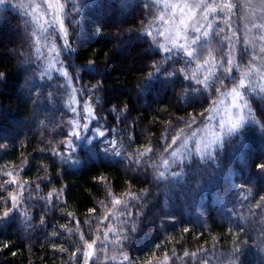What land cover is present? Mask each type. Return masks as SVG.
<instances>
[{
	"label": "trees",
	"instance_id": "16d2710c",
	"mask_svg": "<svg viewBox=\"0 0 264 264\" xmlns=\"http://www.w3.org/2000/svg\"><path fill=\"white\" fill-rule=\"evenodd\" d=\"M77 3L62 0L70 47L53 27L46 40L64 74L46 72L30 15L0 8V264H85L104 235L100 253L125 264H264V129L174 162L172 139L205 126L219 94L144 35L150 1ZM77 102L92 110L78 137ZM251 108L264 124V96Z\"/></svg>",
	"mask_w": 264,
	"mask_h": 264
},
{
	"label": "snow or ice",
	"instance_id": "6c2138e0",
	"mask_svg": "<svg viewBox=\"0 0 264 264\" xmlns=\"http://www.w3.org/2000/svg\"><path fill=\"white\" fill-rule=\"evenodd\" d=\"M6 2H10V0H0V6ZM67 2L68 0H65V3ZM155 2L157 4L163 3L165 8H171L173 11L179 8L180 19L172 28H165L158 33L160 36L165 37L171 47L159 44L155 40L152 42L168 54L166 59H172L174 50H176V53L181 54L185 65L191 67L194 64L196 66L199 75L193 72L191 75H185L184 77L198 86L193 89L194 91L216 92L220 96L219 103H223L225 97L230 98L227 125L224 122L219 124L220 130L216 132L215 140L206 143L201 149L199 138L196 136V132L192 131L177 147L182 152L187 151L191 155L192 151L187 148V141L191 138L196 142L195 151H203L210 156L213 144L219 147L223 143L225 135L231 136L238 133L247 123L251 122L264 129V124H260V121L256 119L254 110L248 100L250 94L264 96V86H262L264 84V67L261 66L264 65V19L256 20L253 18L250 21V27L239 24L233 27L231 21L233 20V9L236 7L233 0H179V3H172L171 0H155ZM44 3L48 4V7L54 8L56 12L53 20L49 22V26L55 24L63 30L64 23L59 17L63 12L64 4L61 3V0H54V3L44 0ZM69 11L78 12L77 0H72V8ZM197 12H199V19L197 18ZM159 19L163 21L165 19L164 15H160ZM201 20L205 23L201 24ZM73 21H75V17H73ZM168 23L173 24L171 18ZM39 27L42 33L48 32V28L43 24H40ZM245 28L248 32L253 33V39L259 42L260 46L258 48L247 34L241 35L242 29ZM190 31L195 35H189ZM144 35L151 36V32L146 31ZM213 36L216 38L215 45L202 43V41H210ZM43 38L45 40L49 39L48 36ZM180 41H183V43ZM64 47H70L66 32ZM249 49L254 51L250 54ZM39 51L40 49L37 48V52ZM217 52H219V55L216 54ZM156 71L160 72V69L157 68ZM234 71L237 75H233ZM165 72L169 76H175L177 73L184 74L185 69L173 68L170 72L165 69ZM225 81H228V83L225 84ZM221 88L225 90L221 92ZM212 103L216 104L217 101L214 100ZM200 115L203 116L204 114L201 113ZM208 119L211 120L212 117H208ZM83 128L87 130L88 125L84 124ZM98 134L100 136L104 135L103 132ZM73 135L78 137L79 132H74ZM178 138H173L172 143L175 144ZM112 143V141H109V144ZM115 154L119 155V153ZM169 155L176 163H179L182 158L177 156L176 151L171 152ZM163 163L167 166L168 162L165 159ZM260 167H264V165ZM164 175V172L159 174L160 178H163ZM12 199L15 200V196ZM120 203L121 201H116V204ZM7 215L8 213H5V216ZM92 247L93 244H88L89 249ZM235 251H238V249ZM91 254V252L88 253L89 256ZM185 255L188 254L185 253Z\"/></svg>",
	"mask_w": 264,
	"mask_h": 264
},
{
	"label": "rangeland",
	"instance_id": "374dc122",
	"mask_svg": "<svg viewBox=\"0 0 264 264\" xmlns=\"http://www.w3.org/2000/svg\"><path fill=\"white\" fill-rule=\"evenodd\" d=\"M151 3L155 5L157 8L158 15L155 19L154 25L151 29V33L154 35L155 39H158L160 44L166 45L168 47H171L170 44H168L167 40L164 36H160L158 33L163 31L165 28H172L174 24L179 22L180 19V10L177 8L175 11L171 8H165L163 3L157 4L155 0H148ZM172 3H179V0H171ZM49 3H54V0H49ZM62 3V0H61ZM233 3L236 5V7L233 9V20L231 23L233 24V27H236L239 25H248L250 27V21L255 18L256 20L264 19V0H233ZM24 6H19V5ZM20 7L24 11H26L27 14L30 15L32 24L34 29L37 33V41H38V48L40 49L39 52L46 51L48 53V57L46 58V72L48 74L53 73L54 71H59L60 73L64 74V70L59 67L58 64V56L56 54L55 45L52 42H47L43 37L48 36L50 33V29L53 27L54 32L60 34L61 36H65V32L67 33V30L65 29V25L63 30L59 28L58 25L52 24L49 26V22L53 20V18L56 15L55 9L48 7V4L44 3V0H10V2H6L4 5L0 6V8H6V7ZM187 11V9H185ZM160 15H164L165 19L161 21L159 19ZM60 19L63 20L64 23V8L63 12L60 14ZM171 18L173 21V24H169L168 21ZM197 18L199 19V12H197ZM211 19V17H209ZM205 23L203 20H201V24ZM40 24H43L45 27L48 28L47 33H42L41 29L39 27ZM227 31V28H226ZM247 34L250 40H253V43H256L257 48L260 46L258 41H255L253 39V33H250L247 31V29H242L241 35ZM189 35H195V33L189 32ZM48 40V39H47ZM53 41V40H51ZM183 43V41H180ZM207 41H202V43ZM254 50L249 49V53L251 54ZM174 53H176V50H174ZM238 54V59H239ZM264 67V65H261ZM233 75H237V73L234 71ZM264 86V84H262ZM223 92V91H222ZM255 96L254 94H250L248 97L249 103L251 105V98ZM220 96L216 98L217 103L213 104L209 111V117H212L211 120H208L207 124L201 128H197V126H194L188 130H186L184 133L180 135V137L176 140V143L172 145L170 148L169 154L173 151H176L178 157H182L180 161L185 156H188V152L184 151L182 152L180 148H178V145H181L182 141L185 140L186 137H188V134L192 131L196 132V136L199 138V143L201 146V149H203V146L216 139V132L219 131V124L221 122H224L225 125H227V121L229 119L228 116V109L230 107V98H223V103H219ZM76 110L79 114V119L77 120L75 124L76 132L79 131L80 127L89 123L92 119V110L88 105H84L82 108L79 107L78 102L76 103ZM84 112V115H83ZM84 118V121L83 119ZM251 124V122L247 123L244 128ZM243 128V129H244ZM241 129V130H243ZM240 130V131H241ZM239 131V132H240ZM238 132V133H239ZM238 133H235L233 135H236ZM227 137L225 135L223 137L224 139ZM195 141L191 138L187 141V148L192 151V154H197L201 158L204 157L206 154L203 151L197 152L194 150ZM222 145V144H221ZM220 145V146H221ZM219 146V147H220ZM218 147L213 144V150L212 152L217 149ZM170 159L173 160L172 156H170ZM115 217V215H114ZM104 236H100L95 243L93 244V247L91 249L87 246L86 251V261L85 264H125L127 263V260L125 258L117 257L115 255H110L107 253H100L101 246L108 242V238ZM91 252V256L88 255V253Z\"/></svg>",
	"mask_w": 264,
	"mask_h": 264
}]
</instances>
